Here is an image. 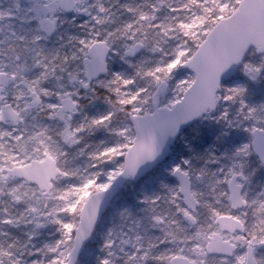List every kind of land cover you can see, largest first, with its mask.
<instances>
[{"label": "snow or ice", "instance_id": "snow-or-ice-1", "mask_svg": "<svg viewBox=\"0 0 264 264\" xmlns=\"http://www.w3.org/2000/svg\"><path fill=\"white\" fill-rule=\"evenodd\" d=\"M0 264H264V0H0Z\"/></svg>", "mask_w": 264, "mask_h": 264}, {"label": "rangeland", "instance_id": "rangeland-1", "mask_svg": "<svg viewBox=\"0 0 264 264\" xmlns=\"http://www.w3.org/2000/svg\"><path fill=\"white\" fill-rule=\"evenodd\" d=\"M189 135H191L192 133H191V131H189V133H188Z\"/></svg>", "mask_w": 264, "mask_h": 264}, {"label": "trees", "instance_id": "trees-1", "mask_svg": "<svg viewBox=\"0 0 264 264\" xmlns=\"http://www.w3.org/2000/svg\"><path fill=\"white\" fill-rule=\"evenodd\" d=\"M189 131H191V130H189Z\"/></svg>", "mask_w": 264, "mask_h": 264}]
</instances>
